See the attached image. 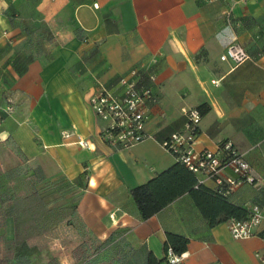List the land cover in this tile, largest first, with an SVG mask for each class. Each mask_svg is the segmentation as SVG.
<instances>
[{"label": "crops", "instance_id": "1", "mask_svg": "<svg viewBox=\"0 0 264 264\" xmlns=\"http://www.w3.org/2000/svg\"><path fill=\"white\" fill-rule=\"evenodd\" d=\"M233 41L249 54L239 64L220 59ZM152 58L153 137L114 149L89 97ZM205 101L195 148L230 140L257 183L226 199L263 203L264 0H0V264H148L149 254L169 264L166 232L188 239L177 264H264V222L233 238L228 219L210 225L187 192L147 219L130 195L176 162L160 140L182 107Z\"/></svg>", "mask_w": 264, "mask_h": 264}, {"label": "built area", "instance_id": "2", "mask_svg": "<svg viewBox=\"0 0 264 264\" xmlns=\"http://www.w3.org/2000/svg\"><path fill=\"white\" fill-rule=\"evenodd\" d=\"M207 3L219 0H202ZM228 18L230 10H225ZM2 31V34H5ZM249 58V54L238 42H231L220 54L221 60H231L239 64ZM141 63L131 67L126 73L118 76L110 82L99 81L95 91L89 97V103L102 121L104 127L100 135L102 140L114 149L126 148L153 134L146 130V122L150 118V108L156 104L158 97L152 89V82L156 79V73L152 64ZM3 113L10 115L13 112L12 102L9 100L1 109ZM185 117L182 125L171 131L160 140L161 145L170 152L175 160L184 163L192 170L198 181L212 179L221 185L224 194L232 191L236 186L246 183L254 185L257 178L252 174L249 162L244 153L239 151L230 140H225L218 145L217 151L207 148L196 149L195 141L200 131L201 115L197 108H181ZM74 133L63 131L64 137H70ZM75 135V142L81 147H89L88 141L79 134ZM228 169L231 174L220 176L221 171ZM246 218L231 217L228 219V229L233 238H245L255 234V228L264 222V202L253 203L249 207ZM169 263H178L181 254H176L169 247L166 252ZM264 261V256H262Z\"/></svg>", "mask_w": 264, "mask_h": 264}, {"label": "trees", "instance_id": "3", "mask_svg": "<svg viewBox=\"0 0 264 264\" xmlns=\"http://www.w3.org/2000/svg\"><path fill=\"white\" fill-rule=\"evenodd\" d=\"M195 108L198 109L201 115L208 110L209 105L203 102ZM184 120L185 117L183 116L179 126L182 125ZM178 127L173 128L171 131ZM223 141L225 140L220 141L218 145H221ZM221 188V185L216 188H208L198 181L192 170L181 161L176 160L171 166L157 173L146 182L130 188L129 192L142 219L149 218L186 192L192 197L195 205L210 225L231 217L246 218L249 214V208L229 202ZM187 242L188 239L185 236L166 232L165 252L170 247L174 253L181 254L185 251ZM148 264H158L152 254L148 255Z\"/></svg>", "mask_w": 264, "mask_h": 264}, {"label": "rangeland", "instance_id": "4", "mask_svg": "<svg viewBox=\"0 0 264 264\" xmlns=\"http://www.w3.org/2000/svg\"><path fill=\"white\" fill-rule=\"evenodd\" d=\"M204 55H205V54H204L203 52H202L201 54H197V55H195V56H194V61H195L196 63H200V62L204 61L203 59L206 58V57H204ZM94 56H96V53H91V54L87 55L86 58H87V59H90V58H92V57H94ZM179 96L185 97L186 94H182V93H180ZM199 99H200V101H202L201 98H199ZM205 102H207V101H205ZM198 104H201V102L198 103ZM175 119H176V118H175ZM175 119L173 118V120L171 121L172 124L169 125L170 127H172V126L175 127V126L178 125V122H177V120L175 121ZM180 119H181V118H180ZM180 119H179L178 121H180ZM239 142H240V146H241L240 150L243 151V148L245 147V142H244L243 140H242V141H239ZM263 143H264V140H263Z\"/></svg>", "mask_w": 264, "mask_h": 264}]
</instances>
